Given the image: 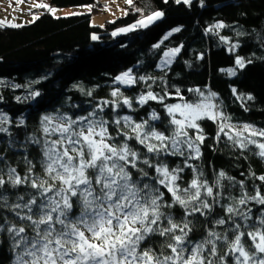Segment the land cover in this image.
<instances>
[{"label":"snow or ice","instance_id":"obj_1","mask_svg":"<svg viewBox=\"0 0 264 264\" xmlns=\"http://www.w3.org/2000/svg\"><path fill=\"white\" fill-rule=\"evenodd\" d=\"M126 2L133 4V0ZM192 2L175 0L189 6ZM31 7L55 13L44 3ZM163 15L154 11L119 31L147 28ZM38 18L33 15V22ZM224 26L218 22L207 31ZM91 38L98 39L95 35ZM180 51L181 47L164 51L159 67H168ZM235 64L245 68L243 58L237 57ZM228 72L236 75L235 69ZM148 79L152 78L139 77L140 81ZM114 83L131 86L137 79L129 69L117 75ZM188 91L198 93L201 99L168 104L165 100L171 93L160 95L151 90L135 98L141 108L149 101L163 105L164 130L156 124H163L164 119L155 110L139 120L120 115L123 108L135 109L133 98L115 87L111 100L98 102L86 114L56 110L43 115L39 135L28 138L37 146L39 159L34 163L24 156L27 171L23 176L0 156L4 164L0 167V206L13 216L0 221V232L10 237L12 264H264V208L253 218L248 207L250 202L264 206L261 186L249 193L244 181H239L241 194L225 197L221 191L225 172L220 171L209 183L203 171L190 162L201 158L206 139L199 121L217 123V140L223 135L241 150L255 146L260 158H264V129L229 123L230 118L211 102L215 93L205 95L198 88ZM39 95L31 93L33 98ZM176 96L183 100L179 89ZM8 122V117L0 114V133H9L3 127ZM172 157H182L183 164L170 167L167 161ZM186 169L192 177L185 184ZM251 176L264 184V175ZM9 188L25 191L14 192L9 203ZM217 206L224 213L219 217L214 215ZM176 208L182 210L179 217ZM194 217L203 218V223ZM198 225L204 234L193 240L191 234Z\"/></svg>","mask_w":264,"mask_h":264},{"label":"trees","instance_id":"obj_2","mask_svg":"<svg viewBox=\"0 0 264 264\" xmlns=\"http://www.w3.org/2000/svg\"><path fill=\"white\" fill-rule=\"evenodd\" d=\"M49 3L65 7L96 4L97 0H49ZM154 11L164 15L147 28L137 27L113 35L115 30L133 25ZM38 17L21 27L0 24V114L8 117L9 122L3 127L10 133H0V156L22 176L27 171L24 156L34 163L39 159L37 146L30 144L28 138L39 135L43 115L56 110L69 115L86 114L98 102L111 100L115 87L124 96L133 98L135 109L123 108L120 115H132L139 120L155 110L164 119L163 124L156 122L161 130L167 126L163 105L149 101L141 108L135 103L141 93L149 90L160 95L171 93L165 100L168 104L198 102L201 99L198 93L188 91L198 88L205 95L215 93L212 98L217 111L229 117V123H247L264 129V0H202V3L193 0L191 6L176 4L175 0L167 3L133 0L125 15L103 26L93 25L90 13L58 17L45 11ZM218 22L225 26L207 31ZM174 28L181 30L164 37ZM93 35L98 39L92 40ZM175 47H181V51L162 70L158 64L163 52ZM237 57L244 59L245 68L235 64ZM129 69L137 83L131 86L114 83L117 75ZM228 69H235L236 75H230ZM141 76L152 79L140 81ZM176 89L183 100L176 96ZM33 92L40 95L33 98ZM88 92L92 95H87ZM249 95L251 100L247 99ZM105 111L110 118L111 112ZM199 123L206 139L201 146V158L190 162L203 171V178L212 183L220 171L225 172L221 181L225 197L229 193L241 194L239 181H244L249 193L256 186H261L264 192V184L251 176V173L264 175V158L256 155L258 149L249 146L241 150L223 135L217 140V123L206 119ZM133 146L139 147L134 143ZM167 162L176 167L183 164V158L172 157ZM0 167L4 164L0 163ZM191 177V171L186 169L184 183ZM16 191L23 194L25 189L9 188V203ZM248 207L253 218L264 208L255 202ZM174 213L179 217L182 210L176 208ZM223 214L218 206L214 209L216 217ZM4 217L13 219L8 209L0 206V221ZM193 219L203 223V218ZM203 234V227L198 225L191 237L198 240ZM0 264H12L10 237L4 232H0Z\"/></svg>","mask_w":264,"mask_h":264},{"label":"rangeland","instance_id":"obj_3","mask_svg":"<svg viewBox=\"0 0 264 264\" xmlns=\"http://www.w3.org/2000/svg\"><path fill=\"white\" fill-rule=\"evenodd\" d=\"M35 3H44L49 5L51 8L55 9V13L52 14L58 17L73 16V13H90L92 15V24L95 26H103L108 21H114L120 16L125 15L127 7L129 6L126 0H97L96 4L86 3L76 6L65 7H60L56 5L52 6L49 3V0H24L23 3H17V0H0V22H3L1 25L8 26L9 24L15 23L23 26L24 24L32 23L33 15L40 16L45 11H47L43 8L31 7ZM120 29L122 28H119L114 31L117 33L116 35L120 33H125L120 32ZM173 32L174 31L168 32L164 37L173 34ZM160 62L158 66L160 65ZM211 102L215 104L214 98H212Z\"/></svg>","mask_w":264,"mask_h":264}]
</instances>
